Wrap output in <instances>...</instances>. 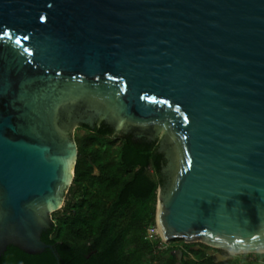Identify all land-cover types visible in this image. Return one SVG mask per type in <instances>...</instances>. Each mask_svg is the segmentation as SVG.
Listing matches in <instances>:
<instances>
[{"label": "water", "instance_id": "water-1", "mask_svg": "<svg viewBox=\"0 0 264 264\" xmlns=\"http://www.w3.org/2000/svg\"><path fill=\"white\" fill-rule=\"evenodd\" d=\"M97 119L162 132L166 241L264 254V0H0V256L53 250Z\"/></svg>", "mask_w": 264, "mask_h": 264}, {"label": "trees", "instance_id": "trees-1", "mask_svg": "<svg viewBox=\"0 0 264 264\" xmlns=\"http://www.w3.org/2000/svg\"><path fill=\"white\" fill-rule=\"evenodd\" d=\"M76 143L66 200L51 214L52 226L41 236L55 255L8 247L0 264H240L236 257L200 243L180 241V246L160 249L159 237L147 239L146 230L155 226L161 185L154 176L157 156L147 145L91 133Z\"/></svg>", "mask_w": 264, "mask_h": 264}, {"label": "flooded vegetation", "instance_id": "flooded-vegetation-1", "mask_svg": "<svg viewBox=\"0 0 264 264\" xmlns=\"http://www.w3.org/2000/svg\"><path fill=\"white\" fill-rule=\"evenodd\" d=\"M153 129H154L153 126L145 125L142 127L126 128V129L123 128L121 130H116V129H114V127L111 124L105 122L103 119H97L96 121L93 122L92 127L78 123L77 126L74 127V129H73L72 137H73V141L76 145V151H77L76 139L84 136L85 133L98 134L101 137L109 138V139H111L113 141H117V142L131 141L133 143H140L143 145H147L151 149V151H153L155 153V155L157 156V167H158V169H157V172L154 173V176H155V179L160 181V184H161L158 189L165 192L169 183L171 182L172 177L170 176V172L168 170L165 171V168L168 165L167 153L160 151L159 144L162 140V137H158L157 135L154 136L152 134ZM76 158H77V156H76ZM73 176H74V174H73ZM69 187L64 194L63 204L66 200V196L68 194ZM63 204H62V206H63ZM49 218L52 222L51 215H49ZM50 228L51 227H49V228L45 227V229L42 230V232L40 234V239H41V236L43 234H46L50 230ZM8 247L17 248L14 246H8Z\"/></svg>", "mask_w": 264, "mask_h": 264}, {"label": "rangeland", "instance_id": "rangeland-1", "mask_svg": "<svg viewBox=\"0 0 264 264\" xmlns=\"http://www.w3.org/2000/svg\"><path fill=\"white\" fill-rule=\"evenodd\" d=\"M161 135H162V132H161L160 136ZM180 241H183V240L176 239V240L170 241L168 243V246H172V247L173 246H180ZM254 254H256V253H254ZM233 256H236V255H233ZM255 256L258 258V261H257V258H255L253 256L241 255V256H238L236 258H237V260H238V262L240 264H264V255H258V254H256Z\"/></svg>", "mask_w": 264, "mask_h": 264}, {"label": "built area", "instance_id": "built-area-1", "mask_svg": "<svg viewBox=\"0 0 264 264\" xmlns=\"http://www.w3.org/2000/svg\"><path fill=\"white\" fill-rule=\"evenodd\" d=\"M146 237L149 241H154L156 237H159L160 238V235L157 233V229H156V226L154 227H150L146 230ZM170 241H163L161 238H160V242H159V248L160 249H166L168 247V243ZM228 254V253H227ZM232 257H238V256H241V255H238V256H233L231 254H228ZM245 256H247V254H243Z\"/></svg>", "mask_w": 264, "mask_h": 264}, {"label": "bare ground", "instance_id": "bare-ground-1", "mask_svg": "<svg viewBox=\"0 0 264 264\" xmlns=\"http://www.w3.org/2000/svg\"><path fill=\"white\" fill-rule=\"evenodd\" d=\"M156 229H157V233L161 236L162 240H163V241H166L167 238H166V236L164 235V233H163L162 229L160 228L159 224H158V226L156 227Z\"/></svg>", "mask_w": 264, "mask_h": 264}]
</instances>
